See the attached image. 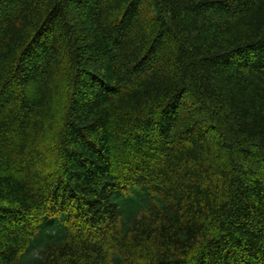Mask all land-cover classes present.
Listing matches in <instances>:
<instances>
[{
	"label": "trees",
	"instance_id": "16d2710c",
	"mask_svg": "<svg viewBox=\"0 0 264 264\" xmlns=\"http://www.w3.org/2000/svg\"><path fill=\"white\" fill-rule=\"evenodd\" d=\"M0 264H264V0H0Z\"/></svg>",
	"mask_w": 264,
	"mask_h": 264
}]
</instances>
